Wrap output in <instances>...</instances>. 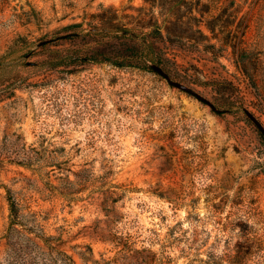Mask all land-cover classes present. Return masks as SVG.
Masks as SVG:
<instances>
[{
	"label": "rangeland",
	"instance_id": "374dc122",
	"mask_svg": "<svg viewBox=\"0 0 264 264\" xmlns=\"http://www.w3.org/2000/svg\"><path fill=\"white\" fill-rule=\"evenodd\" d=\"M101 7L148 6L0 0V264H264V0H167V76L48 68Z\"/></svg>",
	"mask_w": 264,
	"mask_h": 264
},
{
	"label": "trees",
	"instance_id": "16d2710c",
	"mask_svg": "<svg viewBox=\"0 0 264 264\" xmlns=\"http://www.w3.org/2000/svg\"><path fill=\"white\" fill-rule=\"evenodd\" d=\"M143 2L148 7L128 8L134 14L119 15V12L125 11L124 8L101 7L100 12L90 17L86 29H82L83 23L68 26L65 34L48 42L56 45L68 43L73 48L62 51L55 60L47 62L48 68L55 70L61 67L72 74L82 66L108 65L118 69L137 68L167 76L163 67L164 51L170 44L179 41L180 36L170 32L169 26L173 22L167 18V0ZM177 19L175 27L179 22ZM8 204L13 224L17 219V207L10 198Z\"/></svg>",
	"mask_w": 264,
	"mask_h": 264
},
{
	"label": "water",
	"instance_id": "95a60500",
	"mask_svg": "<svg viewBox=\"0 0 264 264\" xmlns=\"http://www.w3.org/2000/svg\"><path fill=\"white\" fill-rule=\"evenodd\" d=\"M163 75V74H162ZM264 135V134H263Z\"/></svg>",
	"mask_w": 264,
	"mask_h": 264
}]
</instances>
